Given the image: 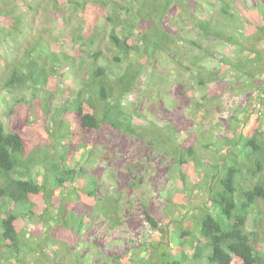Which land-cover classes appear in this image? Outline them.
<instances>
[{
  "label": "trees",
  "instance_id": "1",
  "mask_svg": "<svg viewBox=\"0 0 264 264\" xmlns=\"http://www.w3.org/2000/svg\"><path fill=\"white\" fill-rule=\"evenodd\" d=\"M137 2L132 20L108 16L113 26L142 27L123 38L110 30L108 63L97 37L106 0H0V200L12 207L0 220V264H264V0H222L221 22L187 13L200 36L235 48L217 69L206 65L200 40L167 27L165 20L183 19L181 3ZM78 10L84 14L63 38L70 55L59 48L55 17ZM6 48L12 53L2 54ZM159 63H172L174 77L189 73L195 84L169 81V71L156 77ZM231 70L250 94L218 138L212 111ZM67 74L79 79L75 90L65 85ZM143 77L159 81V118L136 123L128 100ZM168 83L176 96L184 83L190 97L168 107L160 92ZM193 85L203 91L200 99ZM111 132L118 133L113 146L126 134L165 152L173 160L169 178L180 187L163 210L141 198L152 230L117 255L98 251L91 231L122 224L124 195L110 187L111 171L102 184L85 171L110 157L112 149L101 147ZM176 193L188 201L178 215Z\"/></svg>",
  "mask_w": 264,
  "mask_h": 264
},
{
  "label": "rangeland",
  "instance_id": "2",
  "mask_svg": "<svg viewBox=\"0 0 264 264\" xmlns=\"http://www.w3.org/2000/svg\"><path fill=\"white\" fill-rule=\"evenodd\" d=\"M95 0H91L93 4ZM107 5L105 8H101V17L99 21V34L100 37L99 45L102 49V57L108 58V63L111 60L113 52H111V46L108 45V34L110 30L115 29L116 34L123 38L127 36L129 31L131 34H135L142 27L138 26V21L134 27L129 24L121 26H113L112 22L108 20V16L119 17L122 20H132L131 12L135 11L134 6L138 4V0H106ZM185 8V13H183L182 18H176L177 20H165L167 27L173 31L179 32L186 38L198 39L202 43V48L208 49V54L206 56L205 63L208 67L212 69H217L220 65V57L228 55L230 57H235L234 47L217 40L213 37H203L198 33V29L194 26L193 20L195 17L207 15L208 18L214 21L219 20L221 22V7L222 0H177ZM238 1V0H237ZM261 0H248L249 5L253 6L260 2ZM175 1H173V4ZM132 8L130 12L126 11L127 7ZM179 5V6H181ZM122 6V7H121ZM90 14V12H87ZM187 13L189 17L187 18ZM84 12L78 10L76 14H57L55 17V25L58 29L57 33L61 34V39L59 43V48L63 51L73 55L72 49L63 44V38L65 35L69 34L72 27L79 20V16H82ZM143 26H146L143 18H138ZM91 34V31L88 32ZM113 51V50H112ZM2 54L8 52V48L1 49ZM9 54L12 51L8 52ZM256 60V56L253 54H248V58ZM174 65L172 63H159L157 69L155 70V76L164 71H169L171 75L168 80L173 81L175 77L173 76ZM110 71L112 74H116L118 66L112 65L110 63ZM79 73V72H78ZM79 73L78 76H80ZM236 72L231 70L227 80V90L226 95L222 97L221 102L218 106L213 108L211 117L214 123H217L220 127L215 130V136L218 138H223L228 132L231 117L234 113V109L240 106L246 101L247 96L250 92H246V88L243 87L244 78H238ZM63 79L66 77L65 85L69 87V90H75L78 86L77 77L71 74L63 75ZM61 77V78H62ZM182 78L187 84H195L194 77H191L189 73H184L182 76L178 77V80ZM154 79L153 83L149 82L148 78L143 77L139 82V90L136 94H131L129 96L128 102L132 103V106L136 110L134 115V122L136 123H149V120L158 119L156 112L155 102L157 100V90ZM168 81V82H169ZM175 83V82H174ZM184 83L179 87L180 95L176 96L172 93V89L175 88L174 84L168 83L163 90L160 92L164 94V103L169 104L174 100L177 104L180 103V99H186L190 97V93L183 88ZM170 85V86H169ZM155 86V87H154ZM211 86V85H210ZM208 86V87H210ZM167 89V90H166ZM194 100L200 99L203 91L193 85ZM7 103L12 102V96L6 95ZM159 106H163L161 103ZM186 106V105H184ZM0 107L2 109L3 105L0 101ZM171 108V107H170ZM157 123L161 124L160 120ZM118 136L117 132L109 133V136L105 140V144L101 147L102 150L112 149V154L106 160V162H96L92 166L85 167L87 174H90L97 178L100 184L102 182L107 183L110 181L107 178L109 172L111 171L113 177L111 180L112 184L110 187L114 186V191H121L124 195V207L122 210V221L121 225L114 230L107 231L105 227L98 226L92 232L93 241L95 248L100 252H105L106 254H124L131 251V248L137 246L140 242L144 241L147 235L151 232L152 228L149 226L146 218V214L143 206L142 197L145 198L147 203L151 204L156 210H163L170 202V195L174 194L179 190L178 183H174L172 179L169 178V167L172 164V158L166 156L167 154L163 151H156L154 147L141 140L137 136L124 135L116 146L114 144V138ZM131 180H135L139 186L138 191L131 185ZM199 198V197H198ZM175 199L178 201L177 207L175 208L176 214H180L184 211V207L188 206L187 202L183 200L182 197L175 194ZM190 204L196 203V198L189 199ZM187 208V207H186ZM11 205L1 204L0 200V220L5 218L11 212ZM118 239H122L121 241ZM112 243V245H108ZM86 251L84 249L82 254Z\"/></svg>",
  "mask_w": 264,
  "mask_h": 264
}]
</instances>
